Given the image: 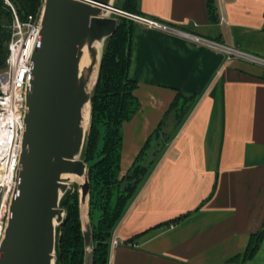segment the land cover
<instances>
[{
  "label": "crops",
  "instance_id": "obj_1",
  "mask_svg": "<svg viewBox=\"0 0 264 264\" xmlns=\"http://www.w3.org/2000/svg\"><path fill=\"white\" fill-rule=\"evenodd\" d=\"M207 3L137 0L163 27L131 19L127 73L140 107L121 126L119 176L169 120L176 91L192 99L113 227L108 264H264V65L168 28L264 58V0H215L214 20Z\"/></svg>",
  "mask_w": 264,
  "mask_h": 264
},
{
  "label": "water",
  "instance_id": "obj_2",
  "mask_svg": "<svg viewBox=\"0 0 264 264\" xmlns=\"http://www.w3.org/2000/svg\"><path fill=\"white\" fill-rule=\"evenodd\" d=\"M122 14L142 20L123 11L115 0L41 4L40 40L31 53L20 155L0 238V264H55L56 228L65 216L60 202L74 186L82 264H93L90 183L82 149L101 56L116 30V15Z\"/></svg>",
  "mask_w": 264,
  "mask_h": 264
},
{
  "label": "trees",
  "instance_id": "obj_3",
  "mask_svg": "<svg viewBox=\"0 0 264 264\" xmlns=\"http://www.w3.org/2000/svg\"><path fill=\"white\" fill-rule=\"evenodd\" d=\"M21 18L36 13L43 0H9ZM211 20L216 17L215 0H207ZM133 15L142 16L137 9V0H123L120 7ZM143 17V16H142ZM12 16L9 7L0 0V68L7 54L6 43ZM114 33L107 39L101 56L98 78L90 98V118L82 158L87 166L90 183L88 214L92 230L93 264H106L109 239L113 227L123 215L127 203L153 167L163 143L167 140L164 128L178 123L190 107L191 95L176 91L165 113L169 120L158 124L126 173L119 176L121 155V126L139 109L134 95L136 83L129 77L130 37L132 20L117 17ZM172 120V122H170ZM60 206L64 209L63 222L56 228L55 264H82L83 245L79 223L76 186L63 196ZM262 231L251 236V242L260 238ZM250 245L248 254L257 246Z\"/></svg>",
  "mask_w": 264,
  "mask_h": 264
},
{
  "label": "built area",
  "instance_id": "obj_4",
  "mask_svg": "<svg viewBox=\"0 0 264 264\" xmlns=\"http://www.w3.org/2000/svg\"><path fill=\"white\" fill-rule=\"evenodd\" d=\"M2 1L9 7L12 19L8 26L10 34L6 43L7 54L4 60L6 67L0 70V168L3 173L2 180L9 177V182L13 184L20 155L22 118L26 109L24 106L25 89L31 80V53L36 43L40 40V10L37 13H29L21 18L17 15L9 0ZM137 16L150 24L163 27L157 21ZM168 28L193 42L219 49L227 59L240 57L264 65V58L262 57L259 58L255 55L243 53L236 48L226 47L218 41H211L185 30ZM9 188L10 186L7 189ZM109 244L113 247L119 244V240L116 237L110 238ZM108 263L109 259L106 264Z\"/></svg>",
  "mask_w": 264,
  "mask_h": 264
},
{
  "label": "rangeland",
  "instance_id": "obj_5",
  "mask_svg": "<svg viewBox=\"0 0 264 264\" xmlns=\"http://www.w3.org/2000/svg\"><path fill=\"white\" fill-rule=\"evenodd\" d=\"M122 3H123V0H115V4L118 5L119 7H121ZM39 10H40V8L36 11V13ZM126 13H128V12H126ZM122 15L127 17V15H125V14H122ZM118 16H120V15H116V17H118ZM7 27L8 26H6V28ZM5 67H6V63L4 61V65H3V67L0 68V70L4 69ZM168 126L170 127L171 125L168 124ZM8 186H10L9 189H7ZM12 188H13L12 182H7L4 180V183H0V238L2 236V233H3L2 229H3V226L5 224V220L7 218V206H8V202H9L8 198H9V195H10Z\"/></svg>",
  "mask_w": 264,
  "mask_h": 264
},
{
  "label": "bare ground",
  "instance_id": "obj_6",
  "mask_svg": "<svg viewBox=\"0 0 264 264\" xmlns=\"http://www.w3.org/2000/svg\"><path fill=\"white\" fill-rule=\"evenodd\" d=\"M84 63V62H83ZM2 176H3V173H2V171H1V168H0V183H4V180H2ZM2 180V181H1ZM9 180H10V178L9 177H7L6 179H5V181H7V182H9ZM77 182H80V179H78V180H76Z\"/></svg>",
  "mask_w": 264,
  "mask_h": 264
}]
</instances>
